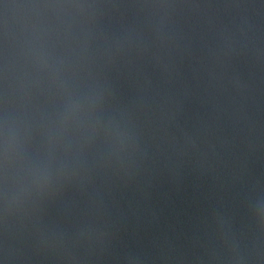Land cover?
<instances>
[{
    "label": "water",
    "instance_id": "95a60500",
    "mask_svg": "<svg viewBox=\"0 0 264 264\" xmlns=\"http://www.w3.org/2000/svg\"><path fill=\"white\" fill-rule=\"evenodd\" d=\"M0 264H264V0H0Z\"/></svg>",
    "mask_w": 264,
    "mask_h": 264
}]
</instances>
